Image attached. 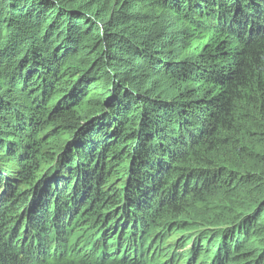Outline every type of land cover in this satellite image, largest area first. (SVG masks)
<instances>
[{"label":"trees","instance_id":"trees-1","mask_svg":"<svg viewBox=\"0 0 264 264\" xmlns=\"http://www.w3.org/2000/svg\"><path fill=\"white\" fill-rule=\"evenodd\" d=\"M96 184L127 201H97ZM1 189L0 264L249 256L264 245V0H0ZM201 216L234 230L206 261L215 230L204 247L195 228L158 232Z\"/></svg>","mask_w":264,"mask_h":264},{"label":"rangeland","instance_id":"rangeland-1","mask_svg":"<svg viewBox=\"0 0 264 264\" xmlns=\"http://www.w3.org/2000/svg\"><path fill=\"white\" fill-rule=\"evenodd\" d=\"M50 136L51 135H49L48 137H50ZM2 170L4 171L5 169H2ZM96 172H97V170H96ZM99 172H100V169H99ZM5 173L6 172L4 171V176H5ZM58 173H59L58 168H55V169H53L51 171L47 170L46 172H44L43 177L40 180H43V179H45L44 181L49 180L51 177L56 176ZM174 176L175 175H173V177ZM125 178H126V182H127V179L130 178V177L127 178L125 176ZM163 180H164V178H162V181ZM187 180L189 182V186L191 184L193 185V183L196 181V185L198 184V187H201L199 185V179L196 180L195 176H190V177L187 178ZM44 181L42 183H44ZM121 181L122 180H120V179H116L115 186H117ZM81 182L82 181L80 179V183ZM42 183L40 184L39 188L37 187L38 184H36V186H34L31 190H29L25 194V196H26L25 198L27 200V203H26V206H25L26 209L25 210L22 209L21 212L19 211L20 213L18 212L16 214L17 216H16V223L15 224H17L20 221L21 217L24 214L29 215V212L32 211L34 206L36 205V201L35 200H38V202L40 204L44 202V198L37 197L38 192H39V195L41 193L40 187L43 185ZM83 184H85V183H83ZM169 185H173V180L171 181V183L168 184V186ZM94 186L96 188H98L97 191L99 192V198H98L97 201H99L102 197L108 198L106 196V194H108L111 197V199H115V198L119 197L120 200L122 201V203L128 198V196H125V195H127V193L125 195H121L120 196L121 193H118L117 190L110 191L109 188H105V187L103 188V187H101L100 184H96ZM16 187L18 188L19 186H16ZM137 188H139V186ZM75 189H76L75 183L73 181L72 182L69 181V187L67 189L69 191V194H71ZM189 189L187 188L186 191H188ZM192 190H194V189H192ZM2 191H3V189L0 190V193ZM131 195H132V193H131ZM136 197L137 196H136V193H135V198ZM79 200H80V198H79ZM95 205H96V202L94 203V206ZM79 206H81L79 203H77V205H75L76 208L79 207ZM120 207H121V205L119 207H117V211L120 210ZM28 209H31V210L28 211ZM14 219H15V217H14ZM105 222H103V223L105 224ZM185 223H187V224H185ZM78 225H80V224H78ZM160 225L162 227H160V230L158 232H161V231L165 232L166 231V232L172 233L173 231H171V230H173L175 228V226H177V225L179 227H187V228L191 227V228L198 229L199 232L200 233L202 232V233L197 238V243L199 245L203 246V247H204V243L207 240V233L209 231H211V230H215L214 231V235L211 236V238L209 239V242H208L209 247H208V249L206 251L203 250L204 251L203 257H204L205 261L207 260V257L211 256V251H212L211 249H213V247L216 245L217 240H219V238L223 235V233L224 232H230V233L232 232V234H233V231H234V230H231V229H228V228H220V227L217 228L215 225H212L214 227L213 228L212 226L208 225V221H206L202 216L200 218L199 217H195L193 219H188V218H186V219L185 218L184 219L183 218H181V219H179V218L167 219V220L161 221ZM76 228L77 227H75L73 230H75ZM222 229H224V230H222ZM226 229H228V230H226ZM170 236H171V234H170ZM257 236L260 237V234H258ZM178 239H180V243L181 244L184 242V238L183 237L180 236V237H178ZM245 243H246V241H244L241 245H239V248L237 250H240L242 248V245H244ZM259 243L260 242H258V244L255 246V248L252 250V253L249 254V256H247V257L233 258V256L228 257V255H227V257H224L225 264H264V245L263 244H259ZM261 243H262V240H261ZM187 247L188 246L186 245L184 248H187ZM175 248H176L177 251H184L185 252V249H181L180 245H177ZM230 248H232V246H230ZM198 260L199 259H196L195 261H198Z\"/></svg>","mask_w":264,"mask_h":264},{"label":"water","instance_id":"water-1","mask_svg":"<svg viewBox=\"0 0 264 264\" xmlns=\"http://www.w3.org/2000/svg\"><path fill=\"white\" fill-rule=\"evenodd\" d=\"M77 131V130H76ZM76 131H74L73 133H72V136H75V134H76ZM74 138V137H73ZM60 152V151H59ZM58 152V153H59ZM57 162H58V159L56 160ZM43 175V174H42ZM42 175L40 176V178H42ZM151 250V249H150Z\"/></svg>","mask_w":264,"mask_h":264},{"label":"bare ground","instance_id":"bare-ground-1","mask_svg":"<svg viewBox=\"0 0 264 264\" xmlns=\"http://www.w3.org/2000/svg\"><path fill=\"white\" fill-rule=\"evenodd\" d=\"M218 258V257H217ZM161 263V262H160Z\"/></svg>","mask_w":264,"mask_h":264}]
</instances>
